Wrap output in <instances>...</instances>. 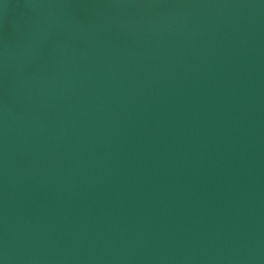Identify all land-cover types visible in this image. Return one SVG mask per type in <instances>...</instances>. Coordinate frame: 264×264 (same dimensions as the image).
<instances>
[{
    "label": "water",
    "instance_id": "1",
    "mask_svg": "<svg viewBox=\"0 0 264 264\" xmlns=\"http://www.w3.org/2000/svg\"><path fill=\"white\" fill-rule=\"evenodd\" d=\"M0 264H264V0H0Z\"/></svg>",
    "mask_w": 264,
    "mask_h": 264
}]
</instances>
